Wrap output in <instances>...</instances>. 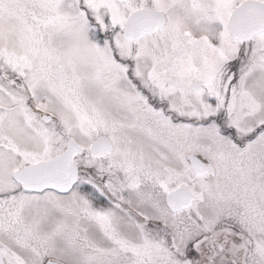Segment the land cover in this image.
I'll return each instance as SVG.
<instances>
[{
	"label": "snow or ice",
	"instance_id": "snow-or-ice-1",
	"mask_svg": "<svg viewBox=\"0 0 264 264\" xmlns=\"http://www.w3.org/2000/svg\"><path fill=\"white\" fill-rule=\"evenodd\" d=\"M0 264H264V0H0Z\"/></svg>",
	"mask_w": 264,
	"mask_h": 264
}]
</instances>
